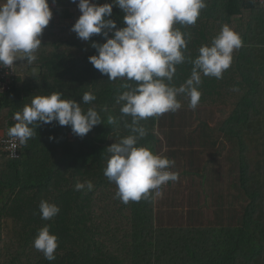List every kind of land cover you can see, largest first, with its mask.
Returning a JSON list of instances; mask_svg holds the SVG:
<instances>
[{"label":"trees","instance_id":"obj_1","mask_svg":"<svg viewBox=\"0 0 264 264\" xmlns=\"http://www.w3.org/2000/svg\"><path fill=\"white\" fill-rule=\"evenodd\" d=\"M55 1L58 6L63 3ZM210 1L204 42L210 45L218 34L210 33V26L224 24L240 34L243 44H249L252 36L254 44L264 42V10L255 2ZM253 10L258 12L254 16L250 14ZM113 15L115 19L116 11ZM54 17L42 33L38 59L31 65L19 60L15 82L0 94V129L14 126L13 115L30 104L33 96L53 92L62 93V99L81 102L84 111L95 108L102 123L83 138L73 134L70 126L55 121L41 124L21 147V158H9L0 150V264H264V179L257 182L255 175L249 179L247 162L243 179L251 182V202L235 225L158 226L154 200L124 204L116 198L117 186L109 182L104 169L110 158L106 149L130 134L125 125L131 123V117H122L121 105L116 103L118 92L126 89L120 88L123 81H109L89 62V56L98 54L91 44H102L106 38L94 35L83 41L71 30L74 24L60 23ZM251 19L259 24L256 35L252 34ZM254 46L237 51L257 58L247 62L235 56L229 68V73L236 72L243 80L244 96L218 102L246 113L253 109L260 115L264 113V48ZM185 69L178 67L176 75L183 76ZM86 92L96 100L82 103ZM104 106L107 112L101 111ZM109 114L117 118L118 125L108 124ZM251 119V115L245 116L248 127ZM156 123L157 117L141 121L148 135L139 144L158 154ZM257 132V143L262 146L264 136L260 139V130ZM77 180H91L94 189L75 191ZM41 200L59 207L51 220L41 219ZM7 221L12 226L10 236L4 235ZM44 226L58 237L52 261L33 246Z\"/></svg>","mask_w":264,"mask_h":264},{"label":"clouds","instance_id":"obj_2","mask_svg":"<svg viewBox=\"0 0 264 264\" xmlns=\"http://www.w3.org/2000/svg\"><path fill=\"white\" fill-rule=\"evenodd\" d=\"M113 5L124 13L125 26L119 29L112 19H106L111 16ZM77 7L81 15L71 30L83 41H89L94 35L106 38L102 44H91L98 54L88 59L109 81H123L120 88L126 90L118 92L116 103L121 105L122 117H131V123L125 125L130 134L106 149L110 158L104 175L117 186L115 196L124 204L155 200L162 195L163 185L179 180V172L171 170L174 160L140 146L139 142L148 135L141 121L178 111L182 107L180 96L186 97L189 107L195 109L202 95L199 91L202 77L222 79L233 62L234 51L243 46V40L238 32L224 24L210 45L199 48L195 59L185 55L191 36L177 26L195 25L207 7V0H112L102 5L92 0H78ZM52 16L49 0H0V68L14 71L17 60L33 64L42 46V33ZM186 60L193 65L191 75L177 87L172 81L177 66ZM95 100L96 96L90 92L82 96L84 104ZM101 111L107 112V106ZM13 120L16 123L7 135L14 149L26 145L41 124L55 121L60 126H70L73 134L83 138L102 123L95 108L84 111L81 102L62 99L59 92L33 96L30 104L13 115ZM107 122L118 125L117 118L110 114ZM93 189L91 180H77L74 185L77 192ZM39 209L42 220H51L60 211L47 200L40 201ZM33 246L52 261L58 237L44 226L38 231Z\"/></svg>","mask_w":264,"mask_h":264},{"label":"crops","instance_id":"obj_3","mask_svg":"<svg viewBox=\"0 0 264 264\" xmlns=\"http://www.w3.org/2000/svg\"><path fill=\"white\" fill-rule=\"evenodd\" d=\"M92 2L102 5L112 3V0H92ZM211 3L212 1L207 0V7L202 10L195 25L177 26L182 32L190 33L191 39L193 38L192 41L191 39L188 41L185 52V55L191 59L197 57L202 45H208L203 41V35H206L205 31H207L205 24L206 17L211 15V11L208 10ZM77 4L78 0L77 3H72V0H63L57 11L55 10L54 18L60 23L74 24L81 15ZM114 11H116L115 19ZM257 13L254 10L250 12L253 16ZM123 16V11L113 5L112 14L106 19H112L116 26H125ZM250 23H252V34H258L255 31L259 24L252 19ZM220 30V26L209 28L210 33H219ZM243 39L249 41L245 37ZM254 43V36H252L249 44H243L241 48L252 49L254 45L259 49L264 48V42ZM238 55L239 52L236 50L233 53V59L235 56H240V60L251 62L257 58L252 53L245 57L242 52ZM178 67H186V69L183 76L175 74L172 84L177 87L190 77L193 65L186 60ZM234 88L238 91H234ZM199 91L202 95L195 109L189 107V100L186 97L180 96L178 99L182 107L178 111L157 117L156 133L160 140L158 154L174 160L175 165L172 169L179 172V180L168 182L162 195L154 200L155 219L158 226H214L207 222L210 210L207 196L212 198L215 195L238 192L239 186L236 184L239 180L230 181V179L243 178L245 173V153H243L245 116L252 117L249 127L247 126L249 130L260 127V115H256L253 109L246 113L237 110V107L221 105L218 102L222 98L237 99L244 96L243 80L236 72L229 73L228 69L224 72L222 79L202 77ZM3 134L4 128H1L0 137ZM252 142L254 144V137ZM243 186L244 183L241 184V188Z\"/></svg>","mask_w":264,"mask_h":264},{"label":"rangeland","instance_id":"obj_4","mask_svg":"<svg viewBox=\"0 0 264 264\" xmlns=\"http://www.w3.org/2000/svg\"><path fill=\"white\" fill-rule=\"evenodd\" d=\"M19 61V60H18ZM33 72H37V68H33ZM260 127L255 130H249L247 128L248 122L246 124L245 132V142L243 145V153H245V162L249 164L248 178H252L255 175L257 182L264 179V145H259L257 142V130H260V139L264 136V113L260 114ZM263 123V124H262ZM257 124H255L256 126ZM260 128V129H259ZM254 137V144L253 142ZM260 142V140H259ZM250 155V156H249ZM240 172V171H239ZM239 180V183L236 185L239 186L237 193H228L223 195H215L212 198L207 196V201L210 204L209 206V218L207 220L208 224L217 226V225H235L243 216L245 209L251 202V198L248 195V191L251 187V182L249 179L247 183L244 182L243 178H233V180ZM244 183V186L241 188V184ZM206 201V197L204 198ZM155 208V207H154ZM11 222L7 221L4 229V235H11Z\"/></svg>","mask_w":264,"mask_h":264},{"label":"built area","instance_id":"obj_5","mask_svg":"<svg viewBox=\"0 0 264 264\" xmlns=\"http://www.w3.org/2000/svg\"><path fill=\"white\" fill-rule=\"evenodd\" d=\"M251 1L255 2L258 6L264 8V0H251ZM49 6L54 15L55 10L58 6L57 2L55 0H49ZM122 27L124 26H118L117 28L119 29ZM111 35L112 34L109 33L108 38H111ZM17 62L18 60L14 62L15 66L17 65ZM17 75H18L17 66L14 68V71H12L11 69L0 68V94L5 91H8L11 88L12 84L15 82L17 78ZM8 129L9 128L6 125V127L4 128V134L0 137V150H2L9 158L19 159L21 158V147L22 146H19L18 148H15V149L11 146L10 139L7 135ZM171 170L173 171V169ZM167 184L161 187V193H163L164 187Z\"/></svg>","mask_w":264,"mask_h":264}]
</instances>
